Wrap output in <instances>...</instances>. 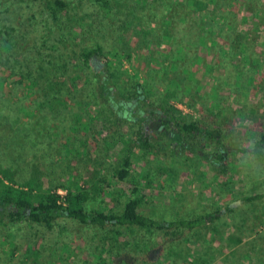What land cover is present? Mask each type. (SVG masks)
Returning a JSON list of instances; mask_svg holds the SVG:
<instances>
[{
  "label": "trees",
  "instance_id": "1",
  "mask_svg": "<svg viewBox=\"0 0 264 264\" xmlns=\"http://www.w3.org/2000/svg\"><path fill=\"white\" fill-rule=\"evenodd\" d=\"M30 1L0 0V231L5 242L12 246L10 264L34 263L16 256L19 248L15 241L23 237L28 225L39 226L48 233L58 232L64 240L90 233L93 242L88 245L89 259L80 264H166L160 262V256L166 257L168 264H189L176 262L172 254L167 257V252L180 241L178 233L207 227L210 222L235 213L236 208L229 204L206 217L169 221L143 215L142 198L138 197L130 199L121 212L87 211V202L101 193L109 194L104 184L110 186L112 179L121 182L128 176L131 155L125 160L126 168L117 170L113 178L98 179L92 189L88 187L86 175L73 174L69 185L62 187L66 191L63 196L58 187L50 185L56 181L53 175L51 179L41 168L43 155L48 154L51 167L55 174L57 172L53 160L55 147L41 143L42 136L54 144L64 129H86L89 121L84 122L81 111L90 108L93 112L87 116L90 123L97 122L108 138L122 139V130L129 125L128 140L135 148L153 152L162 147V142H168L172 153L177 154L180 148L182 152L199 155L214 172L226 177L229 174L227 161L232 153L246 160L252 157L250 162L259 172L257 162L264 160V122L241 128L211 122V118L208 117V121L205 116L188 119L171 103L180 93L191 92L173 85L175 77L181 83L187 78L170 67L169 70L158 69L157 76L161 78L170 73L168 85L160 90L163 94L154 91L155 86L158 87L154 81L150 87L122 88L115 81L101 45L78 47V35L73 29H67L68 2L43 0V4L37 3L38 9L45 7L41 12L43 21H39L37 12L24 19L14 17L16 12L23 15L25 10L31 11ZM186 1L194 7V13L180 9L186 8ZM86 2L91 11V34L101 35L106 43L119 44L129 33L147 27L152 32H145L142 37L159 35L162 44L170 48L169 52L173 50L168 53L173 57L179 49L190 51L193 44L197 49L202 47L201 20L215 13L224 23L214 22L210 34L228 49L227 57L235 47L239 49V58L255 56V45L247 43L246 36L235 26L234 0H183L182 5L177 0ZM18 18L16 25L14 20ZM208 20L212 22L210 17ZM28 42L31 45H27ZM219 45L210 47L214 64L225 57L222 47L219 52ZM261 74L260 80L253 78L252 81V88L258 92L262 90L257 88L264 85V73ZM75 108L80 112H74ZM64 116L67 119L62 121ZM134 124L138 126L137 131L131 129ZM101 148L97 142L95 152ZM249 184L248 178L244 187L248 188ZM262 199L264 192H259L247 196L245 201L253 203ZM64 221H70L71 226ZM72 227L78 232H71ZM237 243L241 241L238 239ZM25 253L33 254V249Z\"/></svg>",
  "mask_w": 264,
  "mask_h": 264
},
{
  "label": "rangeland",
  "instance_id": "2",
  "mask_svg": "<svg viewBox=\"0 0 264 264\" xmlns=\"http://www.w3.org/2000/svg\"><path fill=\"white\" fill-rule=\"evenodd\" d=\"M65 1L70 5L67 29H73L78 35V47L101 45L115 81L122 88L137 85L150 87L151 81H154L158 85L154 91L163 94L160 90L168 85L170 73L161 78L157 76L158 69L169 70L170 67L187 78L181 83L175 77L173 85L191 92L185 95L180 93L171 103L188 119L205 116L208 121L241 128L264 122V85L257 88L262 92L252 88L253 78L260 80L261 73H264V0H234L236 10H233L232 16L236 17L235 26L246 36L247 43L255 45L252 59H244L242 55L239 58L237 47L227 57L228 49H224L222 41L217 42V37L210 34L214 22L224 23L215 13L209 15L212 22L208 20L209 17L201 20L204 31L200 49L193 44L190 51L179 49L170 57L168 53H173V50L169 52L170 48L162 44L163 40L158 34L151 38L142 37L143 33L152 32L147 27L139 29L137 33H129V38L126 37L119 44L106 43L101 35L91 34V11L86 0ZM177 1L181 5L185 3L183 0ZM40 2L43 0H31L28 5L32 10H25L23 15L16 12L14 17L24 19L37 12L39 21H43L41 12L45 7L38 9L37 3ZM120 2L123 3V0ZM180 9L185 13H194V7L188 2L185 9ZM20 18L14 20L16 25ZM129 25L134 29L133 24ZM218 44L219 52L222 47V54L227 58L222 56L220 62L214 64L210 47ZM27 45H31V42ZM74 112L78 113L80 109L75 108ZM81 114L85 123L89 121L86 129H64L54 144L48 137L42 136L41 143L55 147L53 160L57 172L54 173L48 154L43 155L41 168L51 179L53 175L56 181L50 185L58 187L61 195H66L62 187L69 185L73 174L86 175L88 187L92 189L98 179L113 178L117 170L126 168L125 160L131 155L128 176L121 182L112 179L110 186L104 184L109 194L101 193L87 202V211L121 212L130 199L141 197L140 210L143 215L172 221L206 217L230 204L237 211L224 219L193 231L181 230L178 233L180 241L167 252V257L172 254L176 262L186 261L189 264H264V199L253 203L245 201L247 196L264 192V160L257 162V172L250 162L252 157L246 160L232 153L227 161L229 174L224 177L214 172L199 155L182 152L180 148H177V154L172 153L168 142H162V147L153 152L135 148L128 140L131 136L129 125L122 130V139L108 138L97 122L90 123V117H87L93 115L90 108L81 111ZM66 116L61 120H66ZM131 126L133 131L138 130L136 124ZM153 127L158 131L155 125ZM97 142L102 147L99 152H95ZM248 178L250 184L245 188ZM64 222L71 226L70 221ZM71 232L77 233L78 229L72 227ZM74 237L76 240L60 239L58 232L48 233L44 228L28 225L23 237L15 241V246L19 248L16 256L33 264L44 261L51 264H80L89 259L88 245L93 242V236L89 233L82 237L84 239L78 234ZM238 239L241 243H237ZM5 241L0 231V264H10L12 246ZM27 249H33V254H26ZM150 256L148 253L151 259ZM162 257L160 262L168 264L167 258Z\"/></svg>",
  "mask_w": 264,
  "mask_h": 264
},
{
  "label": "crops",
  "instance_id": "3",
  "mask_svg": "<svg viewBox=\"0 0 264 264\" xmlns=\"http://www.w3.org/2000/svg\"><path fill=\"white\" fill-rule=\"evenodd\" d=\"M231 196V195H230ZM232 207H234V206H232Z\"/></svg>",
  "mask_w": 264,
  "mask_h": 264
}]
</instances>
